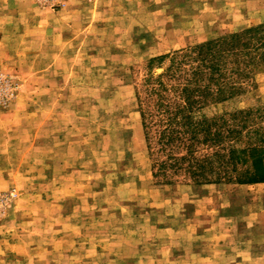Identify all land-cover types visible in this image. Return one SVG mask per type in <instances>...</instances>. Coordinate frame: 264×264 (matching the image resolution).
<instances>
[{"label": "rangeland", "instance_id": "rangeland-1", "mask_svg": "<svg viewBox=\"0 0 264 264\" xmlns=\"http://www.w3.org/2000/svg\"><path fill=\"white\" fill-rule=\"evenodd\" d=\"M32 1L69 12L70 26L19 46L0 29V264H264V183L243 195L204 186L253 170L248 153L264 148V27L248 36L260 57L241 92L197 93L190 111L211 124L189 148L221 179L156 164L157 101L182 99L196 44L264 24L241 22L256 4Z\"/></svg>", "mask_w": 264, "mask_h": 264}, {"label": "trees", "instance_id": "trees-1", "mask_svg": "<svg viewBox=\"0 0 264 264\" xmlns=\"http://www.w3.org/2000/svg\"><path fill=\"white\" fill-rule=\"evenodd\" d=\"M262 27L264 24L249 26L240 31L202 41L189 52L195 64H192L190 77L185 79V84L181 89L182 99L175 104L173 110H170L169 104L164 103L163 100L157 101L158 109L164 112L162 121L164 124L160 129L158 142L161 144L160 149L166 152V157L156 163L158 172L165 173L167 169H170L172 173H176L184 168L201 182L221 179L218 172H214L217 176L213 179L207 178L202 171L203 164L189 148L200 125L202 126L204 122H207V126L211 124L209 119L194 118L190 111L199 103L200 98L195 96L197 93L211 97L214 93L213 89H216L214 98L220 100L241 92L242 86L237 83L240 79L247 77L248 67L260 57V46L253 44L248 36L258 35ZM204 74H208L205 85H197L201 79L199 77ZM159 84L161 87L164 86L160 81ZM211 84H214L215 88H212ZM174 144L186 146L189 149L186 148L188 149L186 154L178 155L172 150ZM248 155L253 170L247 168L248 172L245 170L244 175H235L234 180L238 182L264 181V148L253 146Z\"/></svg>", "mask_w": 264, "mask_h": 264}, {"label": "crops", "instance_id": "crops-1", "mask_svg": "<svg viewBox=\"0 0 264 264\" xmlns=\"http://www.w3.org/2000/svg\"><path fill=\"white\" fill-rule=\"evenodd\" d=\"M240 3L243 6L256 4L253 10L244 11L241 20L244 23V27L264 22V0H240ZM69 19V12L42 10L37 8L32 0H3V9L0 11V29L4 32L3 34L8 32L17 34L16 38L13 35L14 37L8 40L15 46L24 43L26 38V42L46 43V41L48 42L47 37L51 34L55 38L53 41L58 42V36L61 37L65 33V29L70 26ZM13 29L15 31H12ZM33 37L36 39H32ZM263 183L264 181L238 182L227 180L205 183L204 186L210 184L211 189H214L215 185H217L219 189H232L234 193L236 191L241 194H248L252 189H257Z\"/></svg>", "mask_w": 264, "mask_h": 264}]
</instances>
